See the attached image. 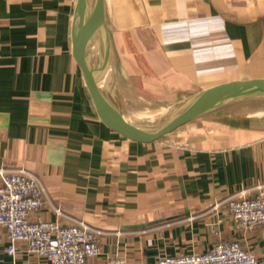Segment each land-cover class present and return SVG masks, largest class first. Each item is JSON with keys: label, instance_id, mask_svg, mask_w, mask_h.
I'll return each mask as SVG.
<instances>
[{"label": "crops", "instance_id": "0c3cea01", "mask_svg": "<svg viewBox=\"0 0 264 264\" xmlns=\"http://www.w3.org/2000/svg\"><path fill=\"white\" fill-rule=\"evenodd\" d=\"M76 2L0 0V168L42 181L33 216L99 229L100 253L86 264L116 255L156 264L218 240L238 241L264 264V224L239 229L226 209L229 197L264 184V96L152 143L124 139L99 118L74 59ZM104 8L106 88L133 123L140 119L125 107L136 96L164 110L218 82L264 76V0H104ZM8 244L0 227V264H51L22 242L8 253Z\"/></svg>", "mask_w": 264, "mask_h": 264}, {"label": "built area", "instance_id": "2783aa9c", "mask_svg": "<svg viewBox=\"0 0 264 264\" xmlns=\"http://www.w3.org/2000/svg\"><path fill=\"white\" fill-rule=\"evenodd\" d=\"M45 187L35 175L24 169L0 168V227L9 242L8 253L16 251V243L26 251L51 264H86L89 257L100 253L101 231L82 219L67 223L45 220L38 212L43 204ZM226 209L239 229H252L264 224V184L250 194L229 197ZM56 213L61 215L57 208ZM105 264H127L124 256H109ZM156 264H259L255 255L236 240H218L200 252L164 255Z\"/></svg>", "mask_w": 264, "mask_h": 264}, {"label": "water", "instance_id": "95a60500", "mask_svg": "<svg viewBox=\"0 0 264 264\" xmlns=\"http://www.w3.org/2000/svg\"><path fill=\"white\" fill-rule=\"evenodd\" d=\"M72 52L101 121L124 139L152 143L184 126L251 97L264 96V76L231 78L199 90L155 125L130 121L107 90L109 35L104 0H77L72 27ZM95 62V65L93 64Z\"/></svg>", "mask_w": 264, "mask_h": 264}, {"label": "rangeland", "instance_id": "374dc122", "mask_svg": "<svg viewBox=\"0 0 264 264\" xmlns=\"http://www.w3.org/2000/svg\"><path fill=\"white\" fill-rule=\"evenodd\" d=\"M93 64L95 65V62ZM140 68L143 70V68H145V67L144 66H140ZM119 76H120L119 83L124 84V85L127 84V82H128L127 81V78H129V75H127L125 73L124 74L123 73H120ZM137 77H139V76L138 75L134 76V78H137ZM131 78L133 80V77H131ZM198 91L197 90L196 91H193L189 96H187L185 98V100L189 99L192 95H194ZM132 94L134 95V91L132 92ZM130 96L131 95L129 94V97ZM258 99H259V96L258 97H251V98H249L250 101H255V100L257 101ZM138 100L139 99L136 96L135 97V100H133V105L132 106L125 107V108L127 110L129 109V112H132L133 113V115L135 116L134 118H137V119H140V120L142 119L143 122H149V121L151 122L152 121L151 123H145V124L151 125V126L160 123V120H161L162 117H168L178 107V106L177 107H175V106H173V107H166V109H164V110H158L157 109L158 107L141 105V104H139V101H142V100H139V101ZM149 111H151L152 114H146V112H149ZM160 115H162V116H160ZM188 125L190 126V125H192V123H190Z\"/></svg>", "mask_w": 264, "mask_h": 264}, {"label": "bare ground", "instance_id": "6f19581e", "mask_svg": "<svg viewBox=\"0 0 264 264\" xmlns=\"http://www.w3.org/2000/svg\"><path fill=\"white\" fill-rule=\"evenodd\" d=\"M154 121V120H153ZM134 122V121H133ZM152 122V121H151ZM137 125L139 124V125H141L142 126V124L143 123H146V122H142V121H140V120H136V122H135Z\"/></svg>", "mask_w": 264, "mask_h": 264}]
</instances>
